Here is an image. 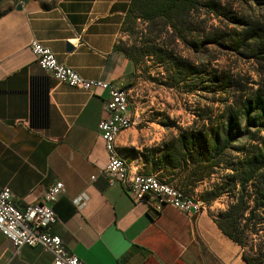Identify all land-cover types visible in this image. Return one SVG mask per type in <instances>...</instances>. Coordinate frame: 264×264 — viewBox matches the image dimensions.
Returning <instances> with one entry per match:
<instances>
[{
    "label": "crops",
    "instance_id": "0c3cea01",
    "mask_svg": "<svg viewBox=\"0 0 264 264\" xmlns=\"http://www.w3.org/2000/svg\"><path fill=\"white\" fill-rule=\"evenodd\" d=\"M130 1L0 0V187L23 208L62 182L50 234L83 264H246L206 207L194 214L166 206L156 214L120 183L109 185L97 128L108 93L57 82L28 48L36 40L85 79L114 87L134 82L131 94L134 66L114 50ZM134 109L146 121L121 133L116 150L133 174H150L159 154L149 150L161 148L167 129L156 132L147 112ZM51 261L39 247L15 250L0 233V264Z\"/></svg>",
    "mask_w": 264,
    "mask_h": 264
},
{
    "label": "trees",
    "instance_id": "16d2710c",
    "mask_svg": "<svg viewBox=\"0 0 264 264\" xmlns=\"http://www.w3.org/2000/svg\"><path fill=\"white\" fill-rule=\"evenodd\" d=\"M239 1L259 5L258 0ZM211 17L234 28L209 24ZM122 33L133 38L134 44L121 46L118 41L114 50L131 61L135 79L140 61L150 57L163 66L168 88L175 86L186 94L231 93L232 101L222 103L218 113L203 108L185 129L172 122L169 128H175L177 135L151 151L159 156L150 163L152 168L161 164L168 181L186 196L223 171L207 195L225 196L228 202L216 213L206 208L221 232L240 247L246 264H264V21L259 14L233 16L220 0H131ZM176 43L192 54L208 45L245 50L257 80L243 81L238 73L213 69L205 81L200 67L175 52Z\"/></svg>",
    "mask_w": 264,
    "mask_h": 264
},
{
    "label": "built area",
    "instance_id": "2783aa9c",
    "mask_svg": "<svg viewBox=\"0 0 264 264\" xmlns=\"http://www.w3.org/2000/svg\"><path fill=\"white\" fill-rule=\"evenodd\" d=\"M28 48L39 67L57 82L85 92L100 90L108 93L106 116L100 119L97 128L108 155L103 173L108 176L109 185L120 183L134 203L145 202L156 214L166 206L183 213L195 214L203 210L200 200L184 195L155 175L133 174L127 161L117 153L116 141L120 134L143 122L131 106L129 90L83 78L73 69L60 64L55 55L36 40H32ZM63 192V183L57 181L47 189L39 203L19 208L12 199L10 189L0 187V233L15 250L25 246L39 247L51 254V264H83L64 247L60 238L50 234L51 225L56 220L53 205Z\"/></svg>",
    "mask_w": 264,
    "mask_h": 264
},
{
    "label": "rangeland",
    "instance_id": "374dc122",
    "mask_svg": "<svg viewBox=\"0 0 264 264\" xmlns=\"http://www.w3.org/2000/svg\"><path fill=\"white\" fill-rule=\"evenodd\" d=\"M44 4H55L59 0H41ZM222 4L227 6V10L233 16L247 17L257 16L261 17L264 21V0H258L259 5L244 3L239 0H220ZM209 24L220 27L224 30H232L233 25L228 24L226 21L219 23V20L212 18ZM140 28H142L140 26ZM134 44V39L129 38L126 33H122L119 38V45L130 47ZM227 44L223 46L208 45L200 50L197 54H192L180 43H176L174 46L175 52L189 59L196 66L200 67L203 80L206 81L207 73L213 69H225L231 73H238L243 81L251 79L256 81L257 77L253 73L254 64L252 61L246 59L247 52L245 50H239V52L231 51L227 48ZM167 83V76L163 72V66L159 65L153 58L145 57L140 61L137 67V74L135 79L136 89L135 92L129 94L130 103L132 108L144 109L148 118L154 121L156 132L164 129L167 138L177 135L175 128H169L172 122H175L178 127L183 129L189 127L191 123L196 120L195 114L201 111L203 108L212 109L214 112L223 110V104L226 100H230L231 93L222 92L215 95L213 92L206 90L198 94H186L184 90L178 89L175 86L168 88L165 86ZM205 87L207 82H205ZM251 86V84H249ZM137 93L138 97L135 99L134 94ZM216 113V114H217ZM139 115V114H138ZM147 118V119H148ZM146 121V120H143ZM165 125V126H163ZM264 136V132L261 134ZM167 139V140H168ZM158 149L153 147L149 151ZM151 173L160 178L165 183L171 185L175 189H179L175 183H170L163 172L161 164H157L152 168ZM224 172H216L209 180L201 182L192 192H187L193 198L201 199L205 207H210V211L216 213L225 208L228 200L225 196L218 198H211L207 195L211 191L213 183L217 182V179L223 175ZM210 200V201H208Z\"/></svg>",
    "mask_w": 264,
    "mask_h": 264
},
{
    "label": "water",
    "instance_id": "95a60500",
    "mask_svg": "<svg viewBox=\"0 0 264 264\" xmlns=\"http://www.w3.org/2000/svg\"><path fill=\"white\" fill-rule=\"evenodd\" d=\"M18 8H19V7H18ZM67 50H71V47H70L69 45L67 46Z\"/></svg>",
    "mask_w": 264,
    "mask_h": 264
}]
</instances>
